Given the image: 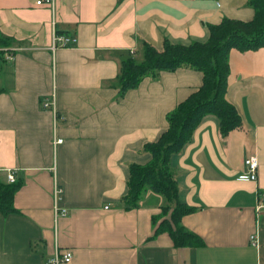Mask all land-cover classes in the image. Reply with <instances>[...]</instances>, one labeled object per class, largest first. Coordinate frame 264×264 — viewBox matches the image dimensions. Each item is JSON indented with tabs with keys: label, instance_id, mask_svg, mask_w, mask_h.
<instances>
[{
	"label": "crops",
	"instance_id": "0c3cea01",
	"mask_svg": "<svg viewBox=\"0 0 264 264\" xmlns=\"http://www.w3.org/2000/svg\"><path fill=\"white\" fill-rule=\"evenodd\" d=\"M253 14L249 0H0V31L12 38L0 46V180L13 170L21 182L16 211H0V264H51L66 249L70 260L58 264H264V46L229 50L226 97L241 125L222 136L217 115L204 113L170 155L178 197L195 207L180 221L201 242L153 235L159 193L120 202L129 163L150 159L144 143L203 77L182 64L120 94L121 60H141L143 40L158 49L165 38L204 41L208 24ZM54 32L76 42L53 47ZM51 97L55 106H42ZM250 155L255 179L238 178Z\"/></svg>",
	"mask_w": 264,
	"mask_h": 264
},
{
	"label": "trees",
	"instance_id": "16d2710c",
	"mask_svg": "<svg viewBox=\"0 0 264 264\" xmlns=\"http://www.w3.org/2000/svg\"><path fill=\"white\" fill-rule=\"evenodd\" d=\"M249 4L254 10L251 19L223 17L218 23L208 24L209 35L204 41L193 40L183 44L165 38L162 48L158 49L143 40L141 60H136L134 56L121 60L117 76L120 94L136 86L146 75L154 76L158 70H170L185 64L203 73L202 83L167 113V128L156 140L144 143V149L151 154L150 159L144 163H129L127 191L120 197L122 207L128 209L140 205L147 191L161 194L166 200L161 206L162 211L169 210V215H161L158 221V214L152 217L155 224L153 235L167 231L176 247L197 245L201 238L180 221L182 215L195 207L178 197L170 155L189 139L204 113L217 115L222 136L241 125L240 113L226 97L229 50L232 47L244 50L264 46V0H249ZM11 43V36L0 31V46ZM20 183L16 179L0 180V211L3 214L16 211L13 195Z\"/></svg>",
	"mask_w": 264,
	"mask_h": 264
},
{
	"label": "built area",
	"instance_id": "2783aa9c",
	"mask_svg": "<svg viewBox=\"0 0 264 264\" xmlns=\"http://www.w3.org/2000/svg\"><path fill=\"white\" fill-rule=\"evenodd\" d=\"M38 4H42L46 2L47 4H52L53 0H36ZM70 42H76L75 36H68L63 33H57L54 32L53 39H52V46H67ZM8 58H12L11 54H8ZM42 106L44 107H54L55 106V100L54 97L51 98H45L42 100ZM56 117H62L60 114L56 113ZM55 142L62 141L61 137H58L54 140ZM243 163L245 165L244 169L240 174H238V178L243 179H255L256 177V169L258 165V160L255 155L247 156L243 159ZM7 179L8 181H14L15 180V174L13 170H8L7 172ZM62 192V187L60 185L55 184L54 185V208L56 213H67L66 208H59L57 201L60 199V194ZM261 206V204H259ZM250 237L253 239L255 238L254 234H251ZM71 258V251L65 250L64 252H55V254L48 259V262L51 264H58L59 262H66L69 261Z\"/></svg>",
	"mask_w": 264,
	"mask_h": 264
},
{
	"label": "rangeland",
	"instance_id": "374dc122",
	"mask_svg": "<svg viewBox=\"0 0 264 264\" xmlns=\"http://www.w3.org/2000/svg\"><path fill=\"white\" fill-rule=\"evenodd\" d=\"M168 211H169V210H167L166 212H163L162 209H161V211H160V212L158 213V215H157V216H159L160 218L158 217V219H156V220L158 221L159 219H161V215H162V216H164V215L168 216V215H169V214H168V213H169Z\"/></svg>",
	"mask_w": 264,
	"mask_h": 264
}]
</instances>
